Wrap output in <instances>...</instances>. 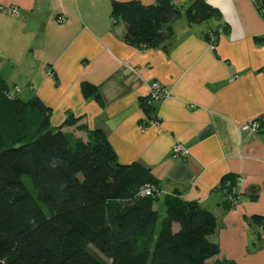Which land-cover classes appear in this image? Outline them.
<instances>
[{
    "label": "crops",
    "instance_id": "crops-1",
    "mask_svg": "<svg viewBox=\"0 0 264 264\" xmlns=\"http://www.w3.org/2000/svg\"><path fill=\"white\" fill-rule=\"evenodd\" d=\"M113 1L130 0H0L3 82L22 100L38 97L54 127L78 118L62 128L70 138L102 129L120 164H140L161 194L178 189L209 209L219 246L212 260L264 264V230L251 220L264 218V18L252 0H205L219 17L190 24L182 15L167 49H143L124 40L123 22L113 23ZM214 29L211 47L205 34ZM153 81L167 94L149 102L150 119L140 100ZM83 82L96 86L101 103L84 98ZM254 121L256 129L245 128ZM176 143L186 157L172 155ZM227 174L240 177L231 206L220 189Z\"/></svg>",
    "mask_w": 264,
    "mask_h": 264
},
{
    "label": "trees",
    "instance_id": "trees-1",
    "mask_svg": "<svg viewBox=\"0 0 264 264\" xmlns=\"http://www.w3.org/2000/svg\"><path fill=\"white\" fill-rule=\"evenodd\" d=\"M252 2L264 18V0ZM182 15L199 24L220 12L205 0L186 7L113 1L111 8L113 23L125 26L124 40L143 49H167ZM10 91L0 76V264H235L212 260L219 246L210 240L217 219L209 209L178 189L142 195L147 185L161 190L159 180L138 163L120 164L102 129L85 141L70 138L62 128L78 118L69 114L54 127L38 97L22 100ZM81 93L102 102L91 83L83 82ZM150 101L140 106L153 119ZM237 183L236 175L221 179L228 206ZM249 195L255 200L257 188ZM251 220L264 230L262 216Z\"/></svg>",
    "mask_w": 264,
    "mask_h": 264
},
{
    "label": "built area",
    "instance_id": "built-area-1",
    "mask_svg": "<svg viewBox=\"0 0 264 264\" xmlns=\"http://www.w3.org/2000/svg\"><path fill=\"white\" fill-rule=\"evenodd\" d=\"M3 5H1L0 3V8H2ZM9 10L11 11L12 14L14 15H17V11L14 7H9ZM58 20L61 21L62 20V17H58ZM208 40L211 44V47H214V44L216 42V35L209 31L208 32ZM167 94L166 92V89L157 81H153L150 85H149V92H148V97H150L152 100H158L160 98H163L165 95ZM8 95L10 97H13L14 96V93L13 91H10L8 93ZM258 123L256 121L254 122H251V123H248V125L245 126V128H248V129H256L257 128V125ZM172 155L173 156H176V157H186L188 155V150L180 143H176L173 145L172 147ZM237 181L239 182L240 181V177L237 176ZM154 192H157L159 194L162 193L161 190H156V188L152 185H147L146 187H144L142 190H141V194L144 195V194H152ZM232 203H235L237 202V197L236 198H232L230 197Z\"/></svg>",
    "mask_w": 264,
    "mask_h": 264
},
{
    "label": "rangeland",
    "instance_id": "rangeland-1",
    "mask_svg": "<svg viewBox=\"0 0 264 264\" xmlns=\"http://www.w3.org/2000/svg\"><path fill=\"white\" fill-rule=\"evenodd\" d=\"M156 207H158L159 208V210L162 212V214H163V209H162V206L160 205V204H156Z\"/></svg>",
    "mask_w": 264,
    "mask_h": 264
}]
</instances>
